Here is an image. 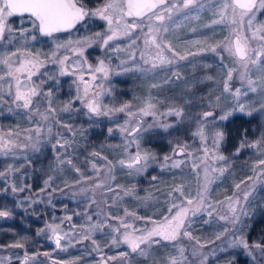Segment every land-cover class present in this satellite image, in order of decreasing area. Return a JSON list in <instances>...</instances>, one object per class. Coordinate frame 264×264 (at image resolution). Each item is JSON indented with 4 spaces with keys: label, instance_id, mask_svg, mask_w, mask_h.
Returning a JSON list of instances; mask_svg holds the SVG:
<instances>
[{
    "label": "rangeland",
    "instance_id": "374dc122",
    "mask_svg": "<svg viewBox=\"0 0 264 264\" xmlns=\"http://www.w3.org/2000/svg\"><path fill=\"white\" fill-rule=\"evenodd\" d=\"M103 3L105 0L86 7L95 9ZM168 3H182V0H168ZM222 3L223 0H196L190 8L174 12L172 19L165 21L169 28L165 37L186 58L180 60L177 57L174 64L149 72L142 71L150 68V64L144 63L141 52L145 51L146 56L150 53L144 49L139 31L134 32L131 38L120 37L110 41L109 47H102V41L92 42L90 47L84 48V57L79 58L87 61L83 63L82 69L73 70L72 64L78 57L61 49V56L70 57L67 62L68 71L74 74L60 75L59 65L47 63L46 67L40 69V74L33 76V81L40 85L42 91H52L58 119L62 124L71 125L76 133L73 135L52 121V134L49 136L45 127L40 137L39 151L34 150L31 144L36 138V123L43 122L35 115L29 120L30 110L17 107L13 103L14 96L8 95V84L0 82L3 85L0 88V96L3 97L0 99V135L19 132V137L14 135L13 138L18 144L28 145L7 152L0 150V173H4L0 176V211L11 213L9 217H0V264H23L25 252L33 257L28 264H99L102 259H107L108 264H153V260L159 264H167L169 256L179 258V247L185 249L184 256L187 259L184 264H240L241 258L246 259V264H264V253L254 247L256 244L264 245V175L258 178V174L264 173V165L258 163L264 159V152L260 150L264 149V143L259 148H240L242 141L251 144L260 139L261 132L264 131V113L253 112L249 116L253 124L251 132L239 139L235 149L226 147L225 125L235 114H241L235 112L227 120H219L221 115L231 111L236 104L232 95L223 92L227 71L237 69L229 82L233 90H245L247 85L239 78L241 68L235 58L224 50L225 37H230L231 28L222 23H213L219 19L216 13ZM28 19L26 15L9 18V24L14 30L13 36L21 28L30 27ZM260 25H264V10L256 13L253 27ZM107 27L105 21L91 18L86 26L78 25L69 33L59 34L57 42L75 41L96 32L107 33ZM137 36H141V39L130 47L131 39ZM7 38L6 33L5 41H0V54L15 51L23 44L22 40L17 39L8 45ZM252 43L255 47L260 42ZM214 45H219L215 52L211 50ZM27 46L33 51L39 49L43 53H50L54 43L52 38L38 36L37 41H31L29 37ZM117 47L120 50H115ZM99 60H104L111 71L107 79L103 78V74L96 73L98 78L93 81V73L89 71L88 65L94 68ZM81 71L84 80L92 86V92L100 93L96 99L102 108H117L127 103L131 105L130 111L136 115L129 117L127 112H115L109 116L87 114L84 104L76 100L78 87L82 95L84 86L78 79ZM174 72L179 74L180 79L173 75ZM0 74H3L2 68ZM260 75L255 68L250 73L253 79ZM49 76L53 78L49 79ZM99 85H103V88ZM14 91L13 87V94ZM216 96H220L219 107L209 108V101L215 103ZM258 96L259 90L257 93L249 92L246 97H241V102L252 104L258 100ZM149 99L156 105V114L139 115V109ZM69 101H72L71 110L60 112L59 109ZM44 107L42 104L41 111ZM170 107L183 108L184 115H167ZM256 107H259L258 103ZM204 111H213L217 118L214 122L209 118L206 131L211 133L215 129L224 133L218 149H213L210 136L206 142H202L199 136L194 135ZM126 121H129L128 125L125 124ZM138 122V134L128 136L127 132H121L122 127L130 129ZM165 125L168 127H164ZM110 128L111 134L108 131ZM26 129H33L31 142L25 139ZM57 133L75 143L66 146V149L57 147L54 150L52 145L56 142ZM137 145L141 153L148 152L155 156L141 172L127 167L129 158L138 150ZM205 146L209 149L207 154L204 152ZM94 152L98 155H92ZM165 156L171 157L167 166ZM218 156L225 159L219 160ZM69 159L72 161L71 165L67 163ZM120 160H124L125 164L121 165ZM174 161L182 163L174 168L171 167ZM93 164H96L99 173L93 169ZM9 166L19 170L12 171ZM109 168L111 172L108 171ZM214 168L226 170L221 174L213 171ZM49 176L53 177L50 182L52 187L41 192L44 181ZM153 177L157 179L153 180ZM249 177L252 179L249 180ZM99 181L110 184L115 191L92 189V185ZM205 184L207 199L215 211L209 217L207 211L210 209H202L188 218L191 221L189 231L192 237L199 239L203 247L196 243V239L181 237L175 242V247L173 243L161 242L152 246L148 256H140L138 253H131L126 244L112 243L113 238L120 235L112 231V227L119 226V221L108 219L109 214L124 217V209L127 208L129 212H135L137 216L144 218L137 220L132 216L125 217L129 223L135 228H150L148 218L160 220L168 214L173 200H184L178 192H173L174 188L182 186L185 197L190 195L195 198ZM237 184H240L239 189L236 188ZM13 186L17 189L23 187L24 191L13 192ZM133 187V195L123 196V189ZM52 188L57 191L53 192ZM81 188L88 191L81 192ZM246 190L251 192L247 201L243 199ZM169 192H172L171 196ZM116 193H120V197ZM93 197L97 203H91ZM237 198L240 200L239 204L234 203ZM230 203L236 207L240 223L231 222ZM68 216L72 217L70 221L65 219ZM88 216L92 219L88 220ZM97 223L103 224L102 229L92 232L90 239H82L85 229ZM49 224L59 225L61 235L68 234L61 240L60 248L56 247L54 240L49 239L52 235L47 228ZM40 229L44 231L37 235ZM120 231L122 233L124 229L121 228ZM221 233V239L217 240L216 236ZM234 238L244 239L249 248L234 244ZM93 240L96 244L92 243ZM17 242L24 247H12ZM205 256L208 257L206 261Z\"/></svg>",
    "mask_w": 264,
    "mask_h": 264
},
{
    "label": "snow or ice",
    "instance_id": "6c2138e0",
    "mask_svg": "<svg viewBox=\"0 0 264 264\" xmlns=\"http://www.w3.org/2000/svg\"><path fill=\"white\" fill-rule=\"evenodd\" d=\"M196 3V0H182V3H173L169 5L168 0H105L102 6L95 9L87 8L83 0H0V41H5V34H8L6 44L11 45L14 40H22L23 44L17 47L15 51H6L0 54V68H2L3 74H0V82H6L8 84V95L14 96L13 103L17 104V107H21L25 110H30L31 115L28 119L31 120L32 116H38L42 123H36L34 128L35 132V142L31 144L32 148L39 151L38 145L40 144L41 134L44 132L45 127L47 134L50 136L52 134L53 123L60 124L63 128L67 129L68 132L75 135L76 129L71 125L62 124L58 119L57 108L54 107L53 103V93L51 90L48 92L42 91L40 85L33 81V76L40 74V69L46 67L47 63L57 64L60 66V75L74 74L69 73L67 62L70 57L68 55H60V50L65 49L70 51L72 55L78 57V59L72 64L73 70L76 68H81L83 63H86V59L83 61L79 58L84 57V48L90 47L91 43L94 41H102V47H109V42L116 40L120 37H132L134 32L139 31L143 38L144 49L150 53L146 56V52H141V59L144 60L145 64H150V68L142 69V71L149 72L158 67L164 65L174 64L176 58L180 60L186 58V55H181L177 52L170 43L167 42L165 34L169 31L165 21H170L172 19L174 12H180L184 9H188ZM260 10H264V0H223L221 6L217 9V15L219 19L213 21V23H222L231 28L230 37H225L224 50L229 53L230 56L235 58L236 63L240 66L241 71L239 73V78L242 83H246L247 87L245 90L241 88H236L233 90L230 85L233 73L237 69L232 68L227 71L226 78L223 81V92L232 95L236 104L233 109L226 112L224 115L219 117V120H227L235 112H239L243 115L252 116L253 112L264 113V25L254 28L253 24L256 20V13ZM19 15L24 17L25 15L29 18L28 23L29 28H21L17 35L13 36V28L9 24V18ZM91 18H98L107 23V33L96 32L92 36H85L81 39L75 41L68 40L66 42H57L59 40V34L69 33L71 30L76 29L77 25L86 26L87 21ZM24 23V21H21ZM247 33H250L248 35ZM39 37L52 38L54 43V48L50 53H43L39 49L33 51L28 47L29 37L31 41H37ZM141 36H137L135 39H131L130 47L137 44V40L141 39ZM253 41H259L260 43L253 46ZM219 45L212 46V51L215 52ZM115 50H120L119 47ZM167 53H171L169 56ZM191 54V53H188ZM123 63V61L121 62ZM89 71L93 73L92 80H97L96 73L103 74V78L107 79L111 69L105 63L104 60H99L97 66L93 68L92 65H88ZM253 68L260 72L261 75L256 79L250 76ZM130 69H124V71H129ZM47 76V73H43ZM174 76L180 79L178 73L174 72ZM52 79L53 77H48ZM79 81L83 83L82 95L80 94V89H77L76 100L81 101L84 107L87 109V114L96 116H109L115 112H127L129 117L136 114L130 111V104H123L117 108H107L106 106L102 108L100 103L97 101L96 97L100 93H93L92 86L89 85L87 81L84 80L83 72L78 77ZM211 79V77H209ZM2 83H0V88H2ZM15 89L14 94L12 89ZM103 88V85H99ZM152 87H157V85H152ZM259 90L258 100L252 104H247L241 102V97H246L249 92L257 93ZM3 97L0 96V99ZM40 98V99H37ZM220 96L215 97V103L209 101V108L219 107ZM256 103L259 107H256ZM45 105L44 110L41 111V105ZM72 101L64 104L59 111L68 112L71 110ZM156 105L151 102V99L144 102V107L139 109V115H155ZM167 115H175L176 117H182L184 115V110L181 107H170L168 109ZM209 118H212L211 122H214L217 118L213 111H204L201 115V120L198 123L197 131L194 133L195 136H199L202 142H206L211 138L213 149H218L221 141L224 138V133L220 130H213L211 133L206 131V125L210 122ZM126 125L129 121L125 122ZM164 127H168L165 125ZM33 129H26L25 139L28 141H33V136L31 132ZM109 134H111L112 129H108ZM140 131V124L137 123L136 126L122 127L121 132H127L128 136H134ZM19 137L20 133L17 132L13 134L8 132L6 135H0V150L5 152L10 151L16 147H28V145L18 144L13 136ZM57 139L55 144L52 145L55 150L57 147L61 149H66V146H71L75 143L74 140L70 141L66 138H62L60 133L56 134ZM264 143V131L261 132L259 140L248 144L247 141H242L240 148L253 147L259 148L260 145ZM237 149V152L240 151ZM137 152L135 155L129 158L128 168H135L137 172H141L148 167V161L150 159H155V156L151 153L144 152L141 153L139 150V145H137ZM264 152V149H260ZM209 149L205 146L204 152L207 154ZM183 152V149H181ZM92 155H98V153H92ZM215 155V152H213ZM59 158V157H58ZM219 160H224L223 156L217 157ZM105 159H107L105 157ZM171 160V157L165 156V166H167V161ZM64 163L63 160L60 161ZM68 164H72L71 159L67 160ZM121 165L125 164L124 160H120ZM182 161H174L171 167H179ZM259 165H264V159L258 161ZM111 164V162H109ZM138 166V167H137ZM75 168V165H73ZM93 169H96L99 173V169L96 164L92 165ZM10 170L18 171L19 169ZM77 172H80L79 168H75ZM225 168H214L213 171H218L221 174L225 171ZM111 172V168L108 169ZM255 171V168L253 169ZM207 172V169H205ZM4 173H0V176ZM82 175V174H81ZM264 175V173L258 174V178ZM109 179H114V177H108ZM156 180V177L152 178ZM249 180L252 178L249 177ZM53 177L49 176L47 180L44 181V188L41 192L46 191L51 188V181ZM79 183V181H77ZM241 183H244L243 181ZM255 183V181H253ZM119 187V186H118ZM236 188H240V184L236 185ZM92 189H102L104 192H114L115 190L110 184H105L104 181L96 182L92 185ZM13 192L24 191L21 187L17 189L15 186L12 188ZM52 191H57L56 188H52ZM81 192L88 191V189L81 188ZM123 196L133 195L135 189H123ZM173 192H178L180 197H184V200H173L170 207L168 208V214L163 216L160 220H153L148 218L151 223L150 228H135L132 223H129L125 217L132 216L134 219L142 220L143 217H139L135 212H129L127 208L124 209V217H113L109 214L108 219H115L119 221V226L112 227V231L119 233L118 237H114L112 240L113 244L123 243L128 246L131 253H138L140 256H148L149 250L152 249L153 245L161 244V242L173 243L175 247V242L181 237H187L189 239H196V243L203 247L200 240L192 237L189 231L191 227V221L188 219L189 215L195 216L202 209H210L207 211L209 217L212 216L215 208L212 203L207 199V184H205L201 191L197 193V197L192 198L190 195L185 197L182 190V186H178L173 189ZM250 190H246L243 193V199L248 200ZM51 193H49V196ZM172 192H169V196ZM117 197H120V193H116ZM122 198V197H121ZM231 200V198H228ZM186 200V203H185ZM49 199V203H50ZM106 202V201H105ZM91 203H97L95 198L91 199ZM235 204H239L240 200L237 198L234 201ZM229 208L232 212V223H240V217L236 215L237 209L233 203L229 204ZM243 212V209H241ZM245 215L247 213H244ZM11 213L9 211H0V217H9ZM78 215V214H77ZM99 215V213H97ZM88 220L92 217L88 216ZM67 220H71L72 217H65ZM225 219V217H221ZM208 223V221H205ZM103 224H91L88 226L82 239H90L91 234L94 231L101 230ZM47 228L50 230L52 235L49 239L54 240L57 248L61 247V240L67 236V233L61 235V229L59 225L49 224ZM75 228V225H73ZM121 228L124 231L121 233ZM131 229V231H129ZM44 229H40L37 233L39 235ZM227 231V230H225ZM223 233L216 236V239H221ZM96 244V241H92ZM234 244H240L245 249L249 248L248 243L242 238H234ZM12 247L23 248L24 245L17 242ZM98 247V246H97ZM254 247L261 250L264 253V245L256 244ZM185 249L183 247L178 248L179 258L176 256H169L167 258V264H184L186 257L184 256ZM251 254V253H249ZM45 255H48L45 253ZM127 255V254H124ZM33 259L27 252H25L23 264H28L29 260ZM207 256L204 257L206 261ZM153 264H159L158 261L153 260Z\"/></svg>",
    "mask_w": 264,
    "mask_h": 264
},
{
    "label": "trees",
    "instance_id": "16d2710c",
    "mask_svg": "<svg viewBox=\"0 0 264 264\" xmlns=\"http://www.w3.org/2000/svg\"><path fill=\"white\" fill-rule=\"evenodd\" d=\"M102 0H83L87 7H91ZM252 118L242 114H235L230 121L225 125V145L228 149L233 150L236 148L239 139L248 135L252 130ZM240 264H246V259L241 258Z\"/></svg>",
    "mask_w": 264,
    "mask_h": 264
},
{
    "label": "water",
    "instance_id": "95a60500",
    "mask_svg": "<svg viewBox=\"0 0 264 264\" xmlns=\"http://www.w3.org/2000/svg\"><path fill=\"white\" fill-rule=\"evenodd\" d=\"M78 26V25H77ZM99 264H108L107 259H102L101 262Z\"/></svg>",
    "mask_w": 264,
    "mask_h": 264
}]
</instances>
